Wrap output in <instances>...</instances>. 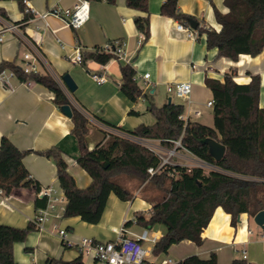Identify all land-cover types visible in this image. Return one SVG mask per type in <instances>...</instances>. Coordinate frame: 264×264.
<instances>
[{"label": "crops", "instance_id": "obj_1", "mask_svg": "<svg viewBox=\"0 0 264 264\" xmlns=\"http://www.w3.org/2000/svg\"><path fill=\"white\" fill-rule=\"evenodd\" d=\"M20 0H0V63L12 62L24 66L23 56L31 52L38 57V70L51 75L62 87L70 102L83 108L93 123L94 129L88 138L89 149L102 141L99 130L121 133L107 127L104 122L124 130H133L141 124L151 125L154 117L147 111V102L142 98L130 101L121 91V64L132 63L136 70L138 85L147 94L152 95L157 106L172 103L184 106L183 117L212 127L214 125L212 91L206 86V79L224 81L225 74L235 71L236 83L249 84L252 76L261 80L260 107H264V50L257 56L240 55L237 61L218 57L217 49H208L206 34H199L195 40L185 33L178 32L179 21L163 16L161 6L166 0L149 1L150 37L142 46L136 20L145 14L129 8L126 0H116L112 5L107 0H93L90 3V18L80 29L70 28L63 18L47 15L23 22L25 13ZM40 14L54 7L71 9L78 0H28ZM180 11L198 22L199 29H221L215 17V9L227 13L224 0H178ZM18 27L17 32L7 30L9 26ZM198 29V30H199ZM111 41L124 44L125 60L112 59L107 64L86 61L80 65L73 62L78 48L83 51L94 47H104ZM91 73L104 74L108 81L97 84ZM145 74H150L148 80ZM69 75L76 84V90L70 91L63 83V77ZM179 82H190L191 96L188 100H174L168 87ZM179 99V98H177ZM199 114H196V112ZM73 123L54 103V94L46 87L33 83L27 85L16 77L8 83L0 80V143L3 137L9 138L20 150L29 151L24 164L30 175L41 186L34 188H16L8 196L0 190V228L29 230L23 243L14 245V258L18 264H76L82 257L84 264H105L95 261L91 256L82 254L77 247H66L57 225L68 232V239L77 245L82 239L95 242L115 241L120 236L140 237L146 228L132 225L124 227L126 222L135 220L142 213L149 218L151 204L146 200L144 189L134 193V199L121 201L112 194L108 200L102 220L97 225L85 223L80 217L64 218L66 199L60 188L57 167L53 159L38 155L37 151L57 147L62 150L68 164L69 173L80 188L88 187L92 178L78 165L80 149L76 138L71 134ZM148 141L152 149L161 152L159 141ZM183 152V153H182ZM183 166H201L206 164L182 149L175 153ZM191 163V165H190ZM54 187L58 191L59 201L51 213L50 220L39 229L36 224V200L43 197L44 188ZM231 215L218 208L203 233L201 246L191 241L173 245L167 255L153 256L154 243L160 239L165 229L156 227L149 231L150 240L142 241L149 250L148 262L160 264L166 259L178 264L190 256L209 259L216 255L218 264H232L242 261L246 264H264V229L254 226L247 214L238 218L232 225ZM251 231V234L249 233ZM122 233V234H121ZM246 252V255H244ZM246 256V257H245Z\"/></svg>", "mask_w": 264, "mask_h": 264}, {"label": "trees", "instance_id": "obj_2", "mask_svg": "<svg viewBox=\"0 0 264 264\" xmlns=\"http://www.w3.org/2000/svg\"><path fill=\"white\" fill-rule=\"evenodd\" d=\"M24 1L20 0L19 4L25 13L23 22H27L32 15L26 12ZM107 1L116 4V0ZM149 1L126 0L129 8L145 14L136 20V25L146 39L150 37ZM224 5L227 13L215 9L216 21L221 25L219 31L197 28L199 34H206L208 49H217L218 57L233 61H237L240 55H259L264 50V0H224ZM160 13L184 25H190L193 19L180 11L178 0H166ZM83 58L85 62L105 65L115 56L104 51L103 47H94L83 51ZM3 71L13 72L22 83L46 87L54 94L58 108L62 110L69 106L72 110L71 134L80 149L77 162L92 178L91 184L86 188L77 185L61 149L52 147L36 152L53 159L56 164L58 182L66 199L64 218L80 217L85 223L99 224L112 194L123 202L134 199V190L122 181V178L129 177L136 181L137 188L144 185L143 189L148 193L145 198L152 208L149 218L137 214L134 222H126L124 227L134 224L147 230L163 227L165 233L152 249V255L159 256L167 255L173 245L183 241L201 246L203 233L218 208L231 215L234 227L240 215L254 218L264 210V107H260L259 76H252L251 82L244 85L235 82L234 70L225 74L222 82L206 79V86L213 94L214 125L210 127L185 120L182 104L157 106L153 96L138 85L133 64L123 63L120 91L132 102L143 98L155 122L141 124L133 130L104 122L121 133L99 130L103 139L91 150L88 138L94 129L93 123L83 108L70 102L51 75L26 74L16 61L0 63V74ZM205 139H214L226 147L220 162L210 155L209 146L201 143ZM141 140L159 141L166 151L184 149L210 167L162 165L160 155L141 144ZM28 153L20 150L9 138L1 139L0 190L5 196L21 187L41 191L40 184L24 164ZM149 169L159 170L151 175ZM46 205L47 197L36 200L37 210ZM28 234L29 230L0 228V264H18L14 258V245L25 242ZM75 263L84 264L82 257ZM178 264H218V260L215 254L206 260L190 256ZM232 264L246 263L234 261Z\"/></svg>", "mask_w": 264, "mask_h": 264}, {"label": "built area", "instance_id": "obj_3", "mask_svg": "<svg viewBox=\"0 0 264 264\" xmlns=\"http://www.w3.org/2000/svg\"><path fill=\"white\" fill-rule=\"evenodd\" d=\"M91 1L93 0H78V2L71 9H62L60 7H54L44 14H40L37 10H35L30 5V2L28 0H25L24 4L26 7V12L32 15V19L45 18L47 15H53L56 17L63 18L70 28L78 30L82 28L90 18ZM17 29V26L12 25L9 26L7 30L17 32ZM176 30L178 32L185 33L188 38L193 40L197 38L199 33L197 30L192 29L190 25H184L182 23L176 25ZM0 41H3V36H0ZM145 41V34L140 35L138 41L139 46H142ZM103 50L114 54L115 59L125 60L124 44L120 41L106 44L103 47ZM23 62V70L26 74L39 72L37 64L38 57H36L33 53H25L23 56ZM73 62L80 65L85 64V60L83 58V50L81 48L77 49L76 54L73 57ZM90 75L91 78L99 85H102L108 81V78L104 74L91 73ZM12 77H15V75L11 71H3L0 74V80H2L6 84ZM143 77L145 80H148L150 78V74H145ZM168 92L179 99L188 100L191 96L192 85L190 82L174 83L168 87ZM208 106L213 107V101L209 102ZM196 114H199V112L197 111ZM176 145L177 147H180V142H177ZM152 150L155 151V149ZM176 150L177 149L170 151V156H174ZM155 152L159 154V152ZM162 160V165L168 163L171 164L168 159L162 158ZM201 166L207 168L210 167L207 164ZM158 170L159 169H149V173L151 175H154ZM42 193L43 197H47V205L37 210L35 220L39 229H43L44 225L50 220L51 213L56 209V203L59 201L58 191L54 187L44 188L42 190ZM54 229L58 231L66 247H77L82 254L91 256L95 261L102 262L105 264H150V262H148L147 260L149 256V250L145 248L142 244V241L150 240L148 236L149 231L147 229L138 238L122 235L115 241L106 242H95L93 239L84 238L77 245L73 244L68 239L67 230L61 229L57 225L54 226ZM249 233L251 234V231H249ZM262 238L264 240V233L262 235ZM244 255H246V252H244ZM171 263L172 260L166 259L160 264Z\"/></svg>", "mask_w": 264, "mask_h": 264}, {"label": "water", "instance_id": "obj_4", "mask_svg": "<svg viewBox=\"0 0 264 264\" xmlns=\"http://www.w3.org/2000/svg\"><path fill=\"white\" fill-rule=\"evenodd\" d=\"M198 25H199L198 22L195 21L194 19L190 21V26L192 29L197 30ZM63 83L66 86V88H68L70 91L74 92L76 90V84L74 83L73 79L69 75H65L63 77ZM171 103H172V100H169V104ZM62 111L67 116L71 117L72 110L69 106L64 107ZM201 143L209 146L210 155L214 158L216 162H220L224 158L225 153H226V147L223 144L219 143L218 141L214 139H205L201 141ZM254 222L259 227L264 229V210L257 213L254 216Z\"/></svg>", "mask_w": 264, "mask_h": 264}, {"label": "rangeland", "instance_id": "obj_5", "mask_svg": "<svg viewBox=\"0 0 264 264\" xmlns=\"http://www.w3.org/2000/svg\"><path fill=\"white\" fill-rule=\"evenodd\" d=\"M170 97H173L174 100H180V99H177V97L174 96V95H172V94L170 95ZM139 142H140L141 144L145 145V146L153 147L152 144H150L148 141H139ZM88 144H90V143L88 142ZM177 151H182V149L177 150ZM182 153H183V152H182ZM159 155H160L162 158H164V159H168L169 162L172 163V164H175V163L178 162L177 157H176L175 155H174V156H170V151H166L165 149H162V151L159 152ZM190 165H191V163H190ZM193 166H196V164L191 165V166H189V167H193ZM122 181H123L124 184H125L126 186H128L130 189L134 190V191H133L134 193H135L137 190L141 189V187L137 188V183H136V181H135L134 179H131V178H129V177H124V178H122ZM251 222H252V224H254V226H256V225H255L256 223L254 222V218H251Z\"/></svg>", "mask_w": 264, "mask_h": 264}]
</instances>
